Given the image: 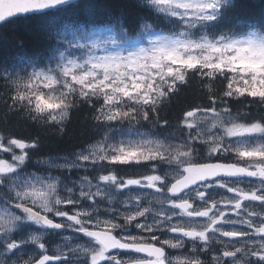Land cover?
Masks as SVG:
<instances>
[{
    "label": "snow or ice",
    "instance_id": "6c2138e0",
    "mask_svg": "<svg viewBox=\"0 0 264 264\" xmlns=\"http://www.w3.org/2000/svg\"><path fill=\"white\" fill-rule=\"evenodd\" d=\"M245 7L0 0V264H264V4ZM29 18L36 56L3 32ZM81 108L93 136L38 155Z\"/></svg>",
    "mask_w": 264,
    "mask_h": 264
},
{
    "label": "trees",
    "instance_id": "16d2710c",
    "mask_svg": "<svg viewBox=\"0 0 264 264\" xmlns=\"http://www.w3.org/2000/svg\"><path fill=\"white\" fill-rule=\"evenodd\" d=\"M82 2L83 0H79L74 3L79 4ZM98 2L104 3L105 0H98ZM242 3L244 5L250 6L242 9L244 14L258 16L262 11L260 6L264 4V0H242ZM74 14L79 15L80 13L78 11L75 13H66V15L69 16ZM128 19L130 21H134L135 17L130 15ZM54 23H58V19L57 21H54ZM3 32L6 33L7 37L12 43H15L16 40H23L25 43L24 50L27 54L32 56H36L39 53L44 52L50 46V41L46 38V33L38 19L29 18L15 20L12 24L7 25ZM4 55L5 50L0 48V59H2ZM199 91H201L200 85L194 79L189 87L186 88L182 93L180 101L174 102L173 105L168 109L169 116L175 117L181 104L185 100H191L198 94ZM86 115V108H81L79 111L73 112L70 115L66 131L62 136L57 133L42 134V144L40 153H38V155L49 153L63 155L71 152L75 149V147L83 144L90 137H92L93 132L85 121ZM2 118L3 110L0 109V119ZM25 123L26 122L24 121H18L17 117L11 113H9L7 116V125L13 126L17 131L24 132L25 134L34 135L37 129L24 127ZM96 138L98 139L99 137Z\"/></svg>",
    "mask_w": 264,
    "mask_h": 264
},
{
    "label": "flooded vegetation",
    "instance_id": "af4514ba",
    "mask_svg": "<svg viewBox=\"0 0 264 264\" xmlns=\"http://www.w3.org/2000/svg\"><path fill=\"white\" fill-rule=\"evenodd\" d=\"M242 186H244V185H242ZM48 239H49V244L50 245L57 244L55 242L56 241H59L60 242V240H61V238L60 237H57V236H50ZM24 258L27 259V256H25Z\"/></svg>",
    "mask_w": 264,
    "mask_h": 264
},
{
    "label": "water",
    "instance_id": "95a60500",
    "mask_svg": "<svg viewBox=\"0 0 264 264\" xmlns=\"http://www.w3.org/2000/svg\"><path fill=\"white\" fill-rule=\"evenodd\" d=\"M76 1V0H73V2Z\"/></svg>",
    "mask_w": 264,
    "mask_h": 264
}]
</instances>
